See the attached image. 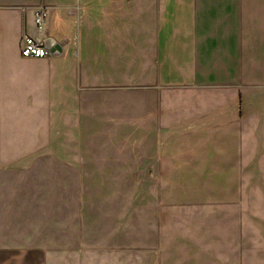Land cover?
Instances as JSON below:
<instances>
[{"label":"crops","instance_id":"obj_1","mask_svg":"<svg viewBox=\"0 0 264 264\" xmlns=\"http://www.w3.org/2000/svg\"><path fill=\"white\" fill-rule=\"evenodd\" d=\"M42 2L0 0V35H10L0 37V264H31L34 254L39 264H245L243 249L171 228L168 214L183 193L199 196L203 178L235 177L251 124L262 128L264 0ZM26 34L58 50L48 84L16 83L11 65L33 59L8 53L18 41L20 53ZM22 91L65 96V138L56 142L65 152L5 163V96ZM92 95L97 104L87 103ZM36 213L40 234L14 236L12 226L35 224ZM43 230L64 245L21 243L50 239Z\"/></svg>","mask_w":264,"mask_h":264},{"label":"rangeland","instance_id":"obj_2","mask_svg":"<svg viewBox=\"0 0 264 264\" xmlns=\"http://www.w3.org/2000/svg\"><path fill=\"white\" fill-rule=\"evenodd\" d=\"M41 3H43L42 0ZM0 37L6 42L10 40V35H5V32ZM12 45H16L15 48L19 49V41L18 44L12 42ZM17 49L10 51L9 57H21ZM52 59L54 57L33 59L28 63L11 65L16 74L17 82H15L32 84L46 82L48 84L51 79H54L52 65L54 60ZM59 83L64 92L65 81H59ZM21 93L24 94L23 91L12 92L5 96V163L11 164L14 158L29 153L65 152L67 150L65 143H56L57 140L65 138V128H61L66 123L65 96H60L61 98L54 102L48 95L41 99L35 96L24 98L20 96ZM112 93L113 95H105L106 104L115 103L114 92ZM97 100L98 96L92 95L87 98V103L97 104ZM51 103H55L54 107ZM117 103L120 102L117 101ZM251 125H255V128L251 130L253 132L250 136L251 144L243 146L245 150L243 161L240 162L239 171H235V177H231L227 173L229 171L225 170L220 172V176L203 178L202 181L205 183L196 189L197 193H200L199 196L192 198L183 193L180 198L182 202L169 209V227H176L182 232L218 234L221 237L220 244L233 245V248L245 251V264H264V123L261 125V130L257 127L256 121ZM58 129L62 132L60 135L57 134ZM241 130L247 131L244 126ZM258 138L261 139L262 145L257 144ZM43 180V178L39 179L36 184ZM67 181L70 179L67 178ZM125 182L129 183V179L123 178L124 185ZM25 183L33 185L31 179ZM139 201L143 202H139L140 209L144 206L145 193L141 194ZM9 211L6 210V213ZM39 214H31L30 221H34L35 224H19L15 227L13 225L12 227L17 230L16 233L12 231L15 233L14 236L17 237L18 233L26 236L40 234V231L36 230ZM6 218L8 221L11 219L7 215ZM14 224L17 222L14 221ZM43 234L50 239L21 243L38 244L50 249H56L57 245L61 247L65 243L62 240L51 239V233L48 230H43ZM18 258V256H7L5 264H18ZM39 258L40 255L34 254L30 258V263L39 264Z\"/></svg>","mask_w":264,"mask_h":264},{"label":"built area","instance_id":"obj_3","mask_svg":"<svg viewBox=\"0 0 264 264\" xmlns=\"http://www.w3.org/2000/svg\"><path fill=\"white\" fill-rule=\"evenodd\" d=\"M48 19V11L45 6L37 7L35 11V25L39 32H44ZM58 53L54 43L45 41L43 38H35L24 35L20 45V55L23 58L43 59L51 57Z\"/></svg>","mask_w":264,"mask_h":264}]
</instances>
